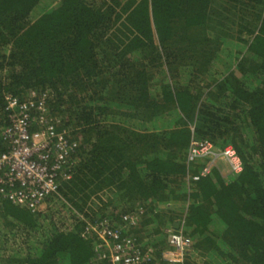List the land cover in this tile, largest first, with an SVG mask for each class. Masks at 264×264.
<instances>
[{"label": "trees", "instance_id": "1", "mask_svg": "<svg viewBox=\"0 0 264 264\" xmlns=\"http://www.w3.org/2000/svg\"><path fill=\"white\" fill-rule=\"evenodd\" d=\"M220 2L259 8L254 31L236 24L250 35L226 74L215 68L225 41L214 32L224 25ZM199 63L215 84L201 85L190 131L183 118L194 109ZM31 90L46 93L49 115L81 139L70 177L44 209L0 199V264H95L86 221H118L139 206L145 214L129 232L153 248L154 264H174L161 257L157 227L158 203L173 197L191 241L182 264H264V0H0V127L5 95ZM190 132L231 145L241 171L183 181Z\"/></svg>", "mask_w": 264, "mask_h": 264}, {"label": "built area", "instance_id": "2", "mask_svg": "<svg viewBox=\"0 0 264 264\" xmlns=\"http://www.w3.org/2000/svg\"><path fill=\"white\" fill-rule=\"evenodd\" d=\"M6 123L0 127L5 149L0 150V199L23 207L30 212L40 211L47 197L56 193L61 181L71 175L74 149L77 142L60 128L49 115L46 93L29 91L23 99L5 95ZM200 161H203L200 163ZM185 175L189 182L208 175L216 162L223 163L232 177L241 171L242 163L231 145L216 147L207 139L190 134L184 155ZM198 164L196 171L189 167ZM192 169V167H191ZM143 209L137 207L120 213L118 221L103 217L86 221L82 235L95 234L96 262L105 264H154V250L132 235L129 230L138 226ZM167 247L161 251L163 260L182 264L191 241L181 229H163Z\"/></svg>", "mask_w": 264, "mask_h": 264}, {"label": "rangeland", "instance_id": "3", "mask_svg": "<svg viewBox=\"0 0 264 264\" xmlns=\"http://www.w3.org/2000/svg\"><path fill=\"white\" fill-rule=\"evenodd\" d=\"M233 4L234 3L227 4L224 2L223 3L220 2L219 5L217 3L214 5V11L217 12L218 14H221L223 19H224V25L222 27L219 26L218 28H215L216 30L214 31L215 34H224L225 35V41L223 42V44L220 47L221 52L219 53V56L221 59H220V61H218V59L215 61L216 71H218L220 73H225L227 70L232 69V67H233L232 65L235 62V60L241 59L242 56L245 57V55H246L244 52H245V46L247 43L240 41L239 38L247 39L250 34L243 28V26L241 28V33L238 32L236 24H238L240 22L241 25H245V28H248V29L253 30V31L257 27V20H258L257 9L259 10L258 5L254 4L253 2H250L247 5H242V7L237 8L235 6H232ZM180 21L182 22L183 20H180ZM182 23H184V22H182ZM226 31L231 36H229V37L226 36V34L224 33ZM211 35L213 36L214 34L211 32ZM182 44H184V43H182ZM237 51H238V53H237ZM200 56H202V55H200ZM203 57H205V55H203ZM199 64L200 65L197 64L196 66H197L198 70L201 71V74H199V79H197L193 85L191 84L194 87V88H192V90L194 91L193 93L196 95L195 100H194V104H195L194 109L188 117L183 118V119H185L186 123H188V126L190 129L194 125L196 109H197V107H198V105L202 99V96H203V93L201 91V85H205L207 83V81H209V84H210L209 87H211L215 84V81H212L211 78L207 79L206 74L207 73L209 74V71L207 69H205V64L204 65H203V63L202 64L199 63ZM165 71L167 74V70L164 67L154 75V78H153L154 86H152L154 89L159 88L157 83L159 82L160 77L162 75H164ZM170 77L171 76L167 75L166 79L168 80ZM51 116H52V118L55 117L57 119V123H58V121L60 123V116L59 115H56L53 113ZM58 126H59V124H58ZM64 129L67 132V134L69 135V137H72L79 145L80 139H81L80 134L75 133L73 129H69V128H67V129L64 128ZM215 164H216V168H217L219 174L225 180H227L229 177V176H227V171H228L227 167L223 163H220V162H216ZM183 181H185L186 183L189 182L186 175L183 176ZM178 185L179 184L176 183L172 186V189L176 188V191H175L176 195L180 194L179 193L180 190H178L180 188V186H178ZM92 199H93L94 203L89 204L91 206V208L94 207L93 204H95V201H96L95 197ZM174 199H175V197L168 199L166 202H170ZM46 206H47V203L45 201V203L43 204V206L40 210L44 209ZM166 206H164V212H162V214L164 216H162L159 219V222L157 223L158 233L162 232L163 225L165 227H170L172 229L183 230L182 229L183 228V214H180V208L177 206V204H174L173 202H170ZM143 239L146 240V237H143ZM148 239L150 241L151 237ZM142 241H140L141 245L143 243ZM144 245L146 246L147 244L144 243ZM165 245H166V243H165ZM193 258L196 260V262L202 261V259H200L201 257H199L198 254H196V257H193ZM92 262L95 264L97 263L96 259H93V258H92Z\"/></svg>", "mask_w": 264, "mask_h": 264}, {"label": "clouds", "instance_id": "4", "mask_svg": "<svg viewBox=\"0 0 264 264\" xmlns=\"http://www.w3.org/2000/svg\"><path fill=\"white\" fill-rule=\"evenodd\" d=\"M190 131H192V128L190 129ZM190 133H192V132H190ZM188 141H189V140H188ZM185 151H186V150H185ZM139 207H141V206H139ZM141 208H142V207H141ZM142 209H143V208H142ZM143 213H144V210H143L142 213L140 214L139 220H140L141 216L144 215ZM138 222H139V221H138ZM164 228H165V226H163V228H162V232H161L162 235H163V229H164ZM166 228H168V227H166ZM182 231H183V230H182ZM183 233H184V231H183ZM184 234H185V233H184ZM166 244H167V243H166Z\"/></svg>", "mask_w": 264, "mask_h": 264}, {"label": "crops", "instance_id": "5", "mask_svg": "<svg viewBox=\"0 0 264 264\" xmlns=\"http://www.w3.org/2000/svg\"><path fill=\"white\" fill-rule=\"evenodd\" d=\"M158 204H159V205H160V204H163V206H165V205H166V202L158 203ZM144 214H145V213H144ZM163 226H164V225H163Z\"/></svg>", "mask_w": 264, "mask_h": 264}]
</instances>
